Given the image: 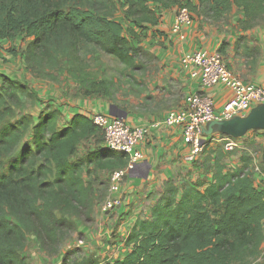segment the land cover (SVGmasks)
<instances>
[{
  "label": "trees",
  "instance_id": "obj_1",
  "mask_svg": "<svg viewBox=\"0 0 264 264\" xmlns=\"http://www.w3.org/2000/svg\"><path fill=\"white\" fill-rule=\"evenodd\" d=\"M119 8L128 26L116 19ZM182 8L191 20L196 14L212 23L241 9L242 30L264 24V0H0V42L23 38L20 54L30 75L56 80L63 69L79 86L76 96L113 104L114 83L97 79L89 60L102 52L135 67L144 53L140 31L158 26L163 12ZM228 46L223 40L217 48L223 58ZM37 96L26 82L0 72V264H29V235L48 257L58 255L78 221L93 222L102 198L95 186H106L128 159L104 146L102 130L86 115L60 123L63 113L51 100L31 111L25 100ZM221 157L206 186L163 184L149 214L126 234L122 259L102 260L73 247L60 264H251L264 243V188L255 182L250 157L242 156L232 171Z\"/></svg>",
  "mask_w": 264,
  "mask_h": 264
},
{
  "label": "crops",
  "instance_id": "obj_2",
  "mask_svg": "<svg viewBox=\"0 0 264 264\" xmlns=\"http://www.w3.org/2000/svg\"><path fill=\"white\" fill-rule=\"evenodd\" d=\"M174 15L175 11L163 12L160 24L150 30L154 34L164 33L167 35V40L163 45L148 48L154 57L146 62L149 67L148 77L145 81L146 90L144 89L146 111L125 112L120 115L117 113V108L101 96H72L75 89L79 90V86L71 79L72 82L67 85L70 92L65 96L55 92L57 97L52 100V103L59 104V99L63 100V98L68 100L66 105H58L67 119L76 113L88 116L91 113L99 112L122 117L130 126L148 125L161 119L169 110L182 107L188 97L194 93L208 95L213 99L215 108L221 109L225 102L231 98V90L223 84L202 88L199 68L194 65H184L182 56L184 53L203 49L217 50L223 40L229 44L224 53L229 69L248 84L264 86V24L242 30L238 25V21L243 18L241 9L232 10L226 16L227 22L212 23L192 14V23L183 26L184 38L180 39L171 31ZM240 36L246 39L235 46V42ZM161 38L163 40V36ZM5 75L22 82L29 80L25 69L16 73V76L9 73ZM155 102L159 104L155 106ZM261 108L264 107L260 102H252L234 122L205 124L202 127V136L206 138L205 151L193 163L184 161L183 157L189 151V143L184 137L181 127L160 125L150 128L145 140L137 145V150L143 155V158L138 163L136 170L129 173L123 182L122 206L105 214L97 204L93 214L94 226L86 228L78 225V232L85 233V239L90 245L89 250L95 251V255L102 257L100 258L102 260L122 259L126 254L123 245L126 234L136 218L149 214V208L160 196L166 181L171 180L177 185L189 182L191 184L202 183L206 186L212 180L211 168L220 153H222L221 161L227 169L232 171L240 166L241 157L245 155L240 156V162L234 161L231 158L234 152H227L219 147L218 140L215 141V138L221 135L234 139L236 147L254 146L256 149L254 162H257L260 168H257L259 174L254 173V178L256 184L264 188V174L262 173L264 170V127L257 125L256 119L253 122L247 121L257 113L256 110ZM251 155L253 156V154ZM226 158H229L228 164L225 161ZM203 161L204 163L200 164ZM203 166H205L204 170ZM64 251H60L58 255L51 258L52 264H60V258ZM45 257L50 258L47 255Z\"/></svg>",
  "mask_w": 264,
  "mask_h": 264
},
{
  "label": "built area",
  "instance_id": "obj_3",
  "mask_svg": "<svg viewBox=\"0 0 264 264\" xmlns=\"http://www.w3.org/2000/svg\"><path fill=\"white\" fill-rule=\"evenodd\" d=\"M192 22L190 14L182 8L174 15L171 31L180 39L184 38L183 26ZM184 65H194L200 70V85L209 88L223 84L231 90V98L221 109H216L214 101L205 94H191L187 102L180 108L169 110L161 119L148 125L130 126L122 117L107 115L99 112L91 113L88 117L98 126L104 136V146L115 152H123L128 156L123 168L113 170L109 176V188L101 210L111 212L123 203L122 185L129 173L136 170L143 155L137 150V145L145 140L152 127L179 126L189 143V151L183 157L185 162L193 163L201 154L206 138L202 136V127L212 122H222L238 117L252 102L264 105V86L244 82L227 68L223 56L217 51L206 49L197 52L184 53ZM224 142L226 149L237 146L232 138L226 135L218 137ZM257 169V168H256Z\"/></svg>",
  "mask_w": 264,
  "mask_h": 264
},
{
  "label": "rangeland",
  "instance_id": "obj_4",
  "mask_svg": "<svg viewBox=\"0 0 264 264\" xmlns=\"http://www.w3.org/2000/svg\"><path fill=\"white\" fill-rule=\"evenodd\" d=\"M116 1L121 2L122 0H116ZM115 16L116 19L119 20L124 26H128L127 22L123 17L122 10L120 8L116 12ZM227 20L228 18L226 17L224 21L227 22ZM124 35L127 36V33H125ZM157 35L160 36L157 37ZM161 36H163V40ZM166 40H167V35H164V33L157 32V34H154L152 33V31L150 32L149 30L148 33H146L143 30L140 31V39L137 45H139L142 48L144 53L136 58L135 67H127L123 63L115 59L114 57L106 55L102 52H96L94 58L89 60L90 70L95 75V77H97V79L106 78L114 83L113 105L117 108L118 114L121 115L125 112L140 113L146 111L147 107L145 105L146 97L144 95V89L146 90L145 81L147 80L148 70H149V67L147 66L146 62L152 57H154L148 51V48L163 45ZM23 44H24L23 38L21 37H18L13 41H9V42L7 41L0 42V71L3 74L9 73V74H14L16 76V73H19L20 70L25 69L26 73L29 75V80L26 83L29 86H31L33 89H35L37 93L40 95L37 96L36 100L31 101V99L29 100L26 99L25 102L27 103L28 106H30L31 111L37 113L36 111L44 107L43 101L51 100L52 102V100H54V98L57 97L55 92L57 94H60L61 96H65V94L67 95L70 92L67 85L69 84V82L72 81L70 80L71 78L64 73L63 69L57 71L56 80L38 78L33 75H30L25 68V64L20 54L22 49L24 48ZM78 92L79 90L75 89V91L71 95L76 96ZM67 102L68 100H65V98H63V100L59 99L58 101L59 104L56 105H66ZM158 104L159 103L155 102V106H157ZM66 117H67L66 115H62L60 123H65L67 119ZM215 141L218 142L219 147L223 148L227 152H234L231 156V158H233L234 161L240 162L241 155L250 156V159L252 160L251 165L253 167L254 173L259 174L258 169L260 168L258 166V163L254 162V159L256 158V152H255L256 149L254 148V146L252 145L242 146V148L234 146L231 149H226L224 147V142H220L218 138H215ZM204 151H205V147H203L201 154ZM82 152L83 149L81 147L80 153ZM251 154H253V156ZM236 155L238 157H234ZM228 159L229 158H226L225 161L227 162ZM203 163L204 161L200 162V164ZM204 167L205 166H203V170ZM101 175L105 176L106 174L102 172ZM95 188L98 197L102 194V198L98 203L99 208L101 210L102 204L105 201V198L108 193L109 180L106 186L97 184ZM107 213L108 212H106L105 214ZM78 225L86 228H92L94 226V222H91L90 224L86 225L81 221L80 222L78 221ZM263 230H264V224H263ZM101 233L102 231L100 232V234ZM89 246L90 245L88 244L87 239H85V233H80L77 231L71 236L68 242H66L62 246L61 251L68 250L73 247H80V249L84 253L95 254L96 253L95 251L91 252L89 250ZM37 249L38 248L36 243L34 242L33 237L29 235L27 239V248L24 252V255L27 261L29 262V264H52L51 262L52 257L46 258L45 257L46 254L40 251L39 249L38 250ZM98 257L102 258L100 256ZM251 264H264V244L262 247V254L258 258V260L252 261Z\"/></svg>",
  "mask_w": 264,
  "mask_h": 264
},
{
  "label": "water",
  "instance_id": "obj_5",
  "mask_svg": "<svg viewBox=\"0 0 264 264\" xmlns=\"http://www.w3.org/2000/svg\"><path fill=\"white\" fill-rule=\"evenodd\" d=\"M264 107V105H263ZM257 113L253 114L247 121L249 122H253L255 121V119L258 121V124L257 125H261L264 127V108H261L259 110H256ZM238 117H234L230 120H227V121H222V122H212V123H209V124H215V123H231V122H234L237 119Z\"/></svg>",
  "mask_w": 264,
  "mask_h": 264
}]
</instances>
